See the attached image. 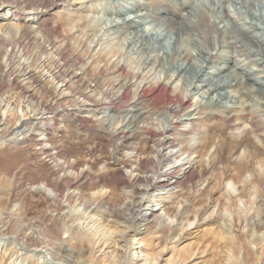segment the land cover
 <instances>
[{
    "label": "bare ground",
    "instance_id": "6f19581e",
    "mask_svg": "<svg viewBox=\"0 0 264 264\" xmlns=\"http://www.w3.org/2000/svg\"><path fill=\"white\" fill-rule=\"evenodd\" d=\"M123 1L137 19L113 5L100 25L109 0H0V264H264V38L233 19L225 37L227 0L217 22ZM146 10L175 30L168 65L128 55ZM68 115L105 124L122 157L70 162Z\"/></svg>",
    "mask_w": 264,
    "mask_h": 264
},
{
    "label": "rangeland",
    "instance_id": "374dc122",
    "mask_svg": "<svg viewBox=\"0 0 264 264\" xmlns=\"http://www.w3.org/2000/svg\"><path fill=\"white\" fill-rule=\"evenodd\" d=\"M136 1L146 2L148 0H128V2H131V3H134ZM165 1L169 3L171 9L173 8V12H175V8L178 9L177 7H180V9L184 8L185 9L184 11L189 12L191 20L193 22L197 21L199 14L205 15L211 22H214V21L217 22L218 21L217 17L220 15L219 14L220 6L223 3L222 0H169V1L165 0ZM109 2L112 6L108 7L107 5H104L103 9L98 13V20H99L100 25L104 24V22L109 23L114 17L115 19H119L118 17L120 16L116 14H111L114 11L113 5H114V8L121 9L120 11H121V14L123 15V18L130 19V20L137 19L136 12H133V11L131 12V9L121 8V5L124 3L123 0H109ZM223 5H225V8H227L226 13L229 16V18H225L224 21L219 24L220 27L225 26L223 29V33L225 34V37H228L229 32H232L234 28L232 24V19H233V20L238 21L240 23V26H242V28H247L250 25H253V26L255 25L253 29V33L256 34L257 36H260L261 38H264V0L262 3L254 2L248 8H246L245 6H242L241 3L240 4L235 3L231 0L225 1ZM146 12L149 15L146 16L141 26L138 27V30L142 31L140 42H136V44L132 43L131 47L128 49V55L130 57H137V58L141 57L142 59L143 57H146V55L157 56V57L159 56L162 58L164 64L168 65L170 64V60L174 53L175 47L177 48V44L174 43L175 30L166 29L161 24L162 16L159 15L158 13L156 14L155 12L147 11V10ZM49 26H52V24H49ZM184 32L187 33L185 29L184 31L183 29H181L182 39L180 40L182 42V46L186 45L187 49L194 55L196 53V44L193 43V41L190 39L188 41L186 39V36L183 34ZM212 36L215 37L214 34H212ZM242 48L244 49L243 53H245L248 51L247 50L248 48L252 50L253 46L246 42L245 47H242ZM229 51L232 52L233 49L230 48ZM68 55H65V56H68ZM235 55H237L236 57L239 58L240 60H243L246 57L245 55H241L239 52L235 53ZM73 58L75 59L76 56ZM231 58H234V56H232ZM231 58H230V55L229 57L228 56L226 57L225 55V58L221 60L219 64L224 63L227 59H229L227 64H230ZM251 58L252 57H249L248 59L245 58L242 63H245V65L247 66V69L253 72L254 70L257 69V66L251 63L250 61ZM188 75H189V71H184L181 76L188 77ZM253 87H256V86L253 85ZM229 90L230 89H226L225 91H229ZM256 99L257 97H255V95L251 92L249 93V98L246 99V102L251 104ZM126 100L127 101L129 100V96L127 97ZM48 102H49L48 103L49 107L52 106L54 108H64L63 111L61 110L62 113H68L67 110L69 107H71L69 105V102L68 103L66 102L54 103V102H50V100H48ZM120 104L121 105L119 106L123 108L124 102ZM63 121H64L63 124H66V126H64L65 129L61 132V134H62V138L63 139L65 138L64 140L68 141V145L70 147L69 152H67L68 160L70 162H72L74 159L86 158L89 160L97 161L96 168L103 170L104 167L105 168L108 167V165L114 158L116 157L119 158L122 155L123 153L122 151H119V152L116 151V146L118 145L117 142L119 143V141L106 136L104 132L106 131L105 124L102 125L101 123H98L95 121H89V122L83 121L79 123L72 116H69V115L68 117H65ZM108 121L109 120H106L105 123H107ZM120 169L121 170H119L118 173L121 174L123 177H127V174H129L130 172L129 169L126 167H122ZM194 182L195 181L193 180L191 183H186V186H189L190 184H193ZM195 186L199 187L200 190H202L204 187V183L202 181H199L197 182ZM167 190H165L164 192H167ZM175 190H177V188L173 190H169L166 194L175 193ZM184 191L185 190H183V192ZM120 192H121V186L117 187L116 189H113L110 194V198L112 197L111 198L112 201H114L117 204L121 203L124 200V197L121 195ZM180 198L181 197H179L178 199L180 200ZM198 203L200 204L199 209L204 207V204H203L204 199H203V201L198 200V202L196 203L195 202L189 203L187 206L188 210L197 208L198 207L197 205H199ZM157 212H161V210H158Z\"/></svg>",
    "mask_w": 264,
    "mask_h": 264
}]
</instances>
